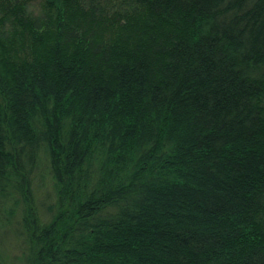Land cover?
I'll list each match as a JSON object with an SVG mask.
<instances>
[{
	"label": "trees",
	"instance_id": "obj_1",
	"mask_svg": "<svg viewBox=\"0 0 264 264\" xmlns=\"http://www.w3.org/2000/svg\"><path fill=\"white\" fill-rule=\"evenodd\" d=\"M0 264H264V0H0Z\"/></svg>",
	"mask_w": 264,
	"mask_h": 264
},
{
	"label": "rangeland",
	"instance_id": "obj_2",
	"mask_svg": "<svg viewBox=\"0 0 264 264\" xmlns=\"http://www.w3.org/2000/svg\"><path fill=\"white\" fill-rule=\"evenodd\" d=\"M32 9L35 10V11H38L39 10V6H32Z\"/></svg>",
	"mask_w": 264,
	"mask_h": 264
}]
</instances>
